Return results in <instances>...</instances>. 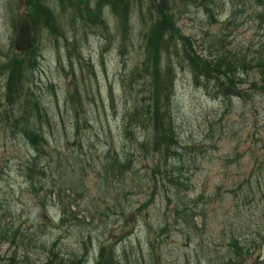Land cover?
Returning <instances> with one entry per match:
<instances>
[{"label": "rangeland", "instance_id": "1", "mask_svg": "<svg viewBox=\"0 0 264 264\" xmlns=\"http://www.w3.org/2000/svg\"><path fill=\"white\" fill-rule=\"evenodd\" d=\"M25 2L0 0V64L5 54H15L13 22L27 10ZM130 5L125 44L118 41L110 13L105 14L108 32L85 31L69 16L58 15L59 27L75 45L70 55L63 39L38 30L32 90L49 123L41 124L48 141L47 178L36 177L34 184L23 173L34 151L12 127L0 74V264H52L51 250L94 264L100 247L108 244L118 252L129 248V258L132 247L138 248L146 259L149 239L157 242V264H221L229 254L230 234L264 237V71L239 68L243 83L235 95L223 97L213 86L193 83L185 65L176 69L172 112L187 149L175 164L182 166L181 180L189 185L180 197L197 199L194 212H199L193 219L198 230L185 229L174 219L172 201L167 202L176 192L152 187L157 157L137 148L147 130L123 137L124 114L140 102L144 87L129 85L128 79L143 58L146 2ZM169 5L180 33L203 58L229 52L240 61L264 62V0H213L211 14L196 2ZM108 148L130 161L118 178L104 173ZM62 186L60 193L51 189ZM60 198L70 207L63 222ZM148 199L151 203L142 207ZM261 243L244 264H264L258 259Z\"/></svg>", "mask_w": 264, "mask_h": 264}, {"label": "trees", "instance_id": "2", "mask_svg": "<svg viewBox=\"0 0 264 264\" xmlns=\"http://www.w3.org/2000/svg\"><path fill=\"white\" fill-rule=\"evenodd\" d=\"M43 1L26 0L33 25L32 44L29 50L11 56L5 54L6 59L0 64V74L5 77L3 104L12 109L10 112L13 120L12 127L34 151V155H31L27 160L23 172L32 184L35 183L36 177L39 180L47 178L44 156L48 141L41 131V124L49 123V115L40 98L32 90V75L38 68L39 54L36 53L35 45L38 30L46 31L54 40L63 39L70 55L71 51L76 52L75 45L69 43L59 27L58 15L69 16L72 24H80L85 31L108 32L109 25L106 22V13L103 9L104 4H107L110 14L117 22L118 41L120 37L121 43L125 44L131 21L130 3L141 2V0H95V2H91V0H52L50 3H58V6L53 8L49 3ZM142 1L146 2L144 9L146 21L143 20L141 36L143 58L140 66L131 71L128 80H130L129 85L140 82L144 84V87L140 91L142 93L140 102L135 101L130 110L124 114L123 137L130 139L139 131L147 130L148 135L144 140L137 141L136 145L143 153L149 156L153 154L158 159V162L155 161L152 166L154 167L151 180L153 189H156L157 185L173 189L176 192L175 197L174 199L167 197V202L172 201L174 205L172 214L175 221L185 229L192 227L194 230H198L193 220L196 213L199 214L198 211L194 212L197 199L189 202L183 201L185 200L183 196L180 197L182 191H188L189 185L181 180L182 166L175 164V161L181 163V151L184 148L187 149L181 142L172 112L176 69L186 66L193 83H196L197 86L204 88L213 86L223 97H230L236 94L237 85L243 83L237 76L239 68L264 71V62L259 60L251 64L253 60L248 61L244 58L240 61L236 57H232L229 52L225 55H218L212 60L203 58L198 54L192 41L180 33L175 23V15L172 14V7L169 4L173 6L177 2L181 4L196 2L206 13L211 14L210 4L213 3V0ZM92 3L93 5H91ZM139 16L143 19L141 11H139ZM72 31H76V29L72 28ZM262 88L264 89V85ZM75 90L77 89L75 88ZM119 154L107 149L106 157H109L110 160L104 165L105 175L109 173L118 178L128 170L129 159L125 158L126 155L120 156ZM57 188V191L53 187L51 189L56 193L66 189L64 186ZM58 202L62 206L61 221L63 222L69 217L70 207L68 203H63L61 198ZM148 203H151L150 199L142 207L147 206ZM263 241V236L261 239H255L249 238V236L242 238L230 234L227 243L229 254L221 264H244L248 255L259 249ZM122 242L119 244L121 245ZM146 247V259L140 255L142 250L138 248L135 250L134 247H132L131 258H129V248L124 247L118 252L117 247L108 244L100 247L95 264H157L158 258L155 251L157 242L149 239ZM49 261L52 264H88L85 257H70L68 255L67 258H63L52 250L49 252Z\"/></svg>", "mask_w": 264, "mask_h": 264}, {"label": "water", "instance_id": "3", "mask_svg": "<svg viewBox=\"0 0 264 264\" xmlns=\"http://www.w3.org/2000/svg\"><path fill=\"white\" fill-rule=\"evenodd\" d=\"M32 25L27 14H21L15 24L14 48L17 52H24L30 46ZM264 257V252H263Z\"/></svg>", "mask_w": 264, "mask_h": 264}, {"label": "bare ground", "instance_id": "4", "mask_svg": "<svg viewBox=\"0 0 264 264\" xmlns=\"http://www.w3.org/2000/svg\"><path fill=\"white\" fill-rule=\"evenodd\" d=\"M169 126V125H168Z\"/></svg>", "mask_w": 264, "mask_h": 264}]
</instances>
